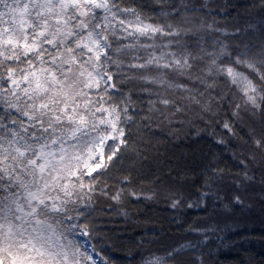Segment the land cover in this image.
Masks as SVG:
<instances>
[{
  "label": "snow or ice",
  "instance_id": "6c2138e0",
  "mask_svg": "<svg viewBox=\"0 0 264 264\" xmlns=\"http://www.w3.org/2000/svg\"><path fill=\"white\" fill-rule=\"evenodd\" d=\"M0 264H264V0H0Z\"/></svg>",
  "mask_w": 264,
  "mask_h": 264
},
{
  "label": "trees",
  "instance_id": "16d2710c",
  "mask_svg": "<svg viewBox=\"0 0 264 264\" xmlns=\"http://www.w3.org/2000/svg\"><path fill=\"white\" fill-rule=\"evenodd\" d=\"M255 227L258 229L259 228V225H255ZM240 236H245V235H248L247 233H244V232H240L239 234ZM254 235V234H253ZM233 240H236L237 241V244L239 245L240 243H242V241H240L237 237H232ZM252 243L255 245V248L254 250L257 251V253H259V245L256 243L255 240L252 241Z\"/></svg>",
  "mask_w": 264,
  "mask_h": 264
}]
</instances>
